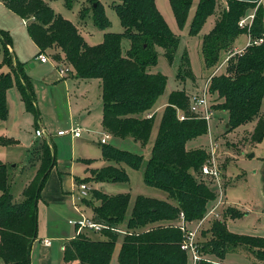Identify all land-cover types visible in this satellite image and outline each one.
<instances>
[{
    "label": "trees",
    "instance_id": "16d2710c",
    "mask_svg": "<svg viewBox=\"0 0 264 264\" xmlns=\"http://www.w3.org/2000/svg\"><path fill=\"white\" fill-rule=\"evenodd\" d=\"M2 1L15 14L29 20L27 30L38 48L37 56L53 48L60 49L75 77L101 80L102 124L108 132L116 137L132 138L142 145L149 142L156 113L151 118L146 114L155 107L168 80L162 73L149 72L148 67L157 63L158 47L164 49L167 60L172 62L180 43V37L166 22L156 0H115L111 6L117 12L124 31H107L103 41L95 45L85 40L72 21L56 13L49 0ZM74 1L64 0L69 8ZM88 1L95 24L101 29L108 28L111 22L104 4L100 0ZM169 1L176 21L184 26L194 0ZM219 1L199 0L189 26L190 35L201 32ZM257 4L227 0V6L214 27L202 34L201 54L206 68L220 65L222 52L233 48L237 38L247 32L239 27L238 21ZM86 10H81V18L86 16ZM250 32L253 38L264 33L262 6L256 10ZM123 38L130 40V48L125 54ZM0 43L3 45V63L11 66V71L0 72V121L8 117L7 91L14 84L26 111L38 121L39 110L32 80L20 61L14 63L10 50L12 38L4 29H0ZM55 55L61 59L60 52ZM226 71L212 76L210 91L223 99L218 109L229 113L228 130L258 118L251 135L252 141L258 143L264 138V114L260 115L264 104V42L249 45L242 53L229 59ZM177 77L183 81L196 80L186 50ZM188 105L185 89L169 94L148 159L112 144L101 143L102 156L112 163L93 169L92 177L75 178L78 184L92 178L96 182L128 181L129 175L122 163L135 169L144 167L145 183L164 190L174 199L175 202H171L137 195L128 216L130 193L107 194L95 189L94 198L99 203L93 205L92 219L110 226L125 223V229L130 232L121 242L119 264H188V256L180 246L182 233L173 223L178 221L181 212L189 221L202 219L208 202L215 198L212 185L198 177L209 153L203 148H187L189 140L208 132V123L191 114ZM178 110L185 112L186 119L178 118ZM12 142L9 138L0 137V145ZM34 152L39 165L20 201L14 200L9 188L10 165L0 161V257L3 264H31L32 246L38 237V204L57 162L55 144L45 139L34 148ZM82 160L88 164L93 162V159ZM83 202L91 205L88 196L83 197ZM234 210L230 208L227 211ZM209 229L212 237L202 241L205 254L224 258L230 249L245 246L258 259H264V237L232 233L219 219L214 220ZM83 230L65 244L63 264H111L119 233L105 228L100 231L105 238L96 239L88 233L95 230ZM202 264L214 263L204 261Z\"/></svg>",
    "mask_w": 264,
    "mask_h": 264
},
{
    "label": "rangeland",
    "instance_id": "374dc122",
    "mask_svg": "<svg viewBox=\"0 0 264 264\" xmlns=\"http://www.w3.org/2000/svg\"><path fill=\"white\" fill-rule=\"evenodd\" d=\"M100 1L104 4L106 14L111 22V25L106 29H101L95 24L91 11V4L88 0H75L71 8L65 5L64 0H49V4L56 13L72 21L79 28L81 34L89 44L95 45L103 41L104 33L107 31H124V27L121 24L117 12L113 6H111L115 0ZM198 2L199 0L193 1L187 22L184 26H180L176 21L170 1L156 0L157 7L166 22L177 36L180 37V43L172 62L167 60L164 55V49L158 47L159 55L157 63L148 67L149 72L162 73L167 76L168 80L164 93L158 98L155 107L152 109L156 111V117L151 138L146 145H142L141 142L135 141L132 138L115 139L110 137L107 142L108 144L143 155L145 159H148L151 156L159 122L164 107L167 104L169 94L178 89H185L188 94L200 91L208 78H212L213 75L226 73L229 59L232 57L234 58L235 55L240 54V50L244 51L247 47L244 45L252 35L250 32L251 28H243L240 25L243 16L238 21V25L246 29L247 32L241 34L237 38L232 46L233 48L222 52L220 65L213 68H206L201 54L202 34L209 32L214 27L223 9L227 6V0H220L218 2L215 12L207 18L198 35H190L189 26ZM83 8H87L86 16L81 18L80 13ZM249 13L251 12L249 11L248 14ZM27 22V19L9 11L6 6L0 4V29L8 31L11 35L12 44L10 50L14 56V63L20 61L23 65L24 72L32 80L37 97L36 105L39 110V118L38 121H36L33 114L25 110L17 86L14 84V86L9 88L7 91L9 113L6 120L0 121V137L9 138L13 140V142L8 145H0V161L10 165L8 179L9 188L13 194L14 200L20 201L23 198L25 187L29 184L28 181L31 180L33 173L35 175L37 164H39V161H36L37 155L34 152V148L43 139L47 140L50 144H55L58 166L52 172L50 180L46 182L45 188L48 187L47 191L52 200L50 203V215L54 216L53 220H55V226L51 227V236L63 237L62 240L52 239L55 253L51 256V264H63L64 252L62 244L66 241L67 237L73 236L76 232V225L69 221H78L84 217H93V205L99 203V201L97 202V199L94 198L95 189L107 194L130 193L132 199L128 209V216L130 215L135 197L140 194L169 200L171 202L175 201L173 198H170L168 193L164 190L149 186L145 183L144 167L135 169L122 163V166L129 175V180L96 182L92 178L88 181H84L83 183H86L87 186L91 188L88 195V203H91V205H87L83 202L82 196L78 193L79 184L76 183L74 185L75 177H92V170L95 167L98 168L112 163V161L106 160L102 156V145L100 144V139L107 133V130L104 129L101 121L103 102L100 97L101 89L98 86L99 81L97 79H77L73 68L66 62L64 53L60 49L53 48L44 52L48 57L47 62H41L37 59V46L28 33ZM129 48L130 40L128 38H123V54H125ZM185 50L188 52L192 71L196 76V80L194 81L190 79L183 81L177 77L182 55ZM58 52H60L61 59L55 55ZM3 61V45L0 43V72L11 71V66L4 64ZM60 69L66 72L62 74ZM209 100L212 104L211 108L213 114L209 121H207L208 132L189 140L187 148H203L209 153L211 145H213L216 151L217 164L224 169L230 167L236 174L239 173V176L237 175L238 179L235 180V186H230V188L227 189L229 200H236L238 202L242 200V197L249 198V201L245 200L246 202L242 200V202L246 204H236L237 206H247V208L254 213V211L262 206V192L264 191V138L258 143H254L251 139L258 118L228 130L229 113L226 110L218 109L223 99L220 98L216 92H211ZM263 114L264 104L260 112V115ZM70 121L80 122L82 127L86 130L82 138L73 140L70 137L58 138L57 134L60 129L73 126ZM41 127H43L46 132L44 136H37L35 130ZM251 154L254 155L251 156ZM81 158L93 159V163L91 165L86 164ZM90 167L94 168L87 170V168ZM198 177L204 179V181L211 186L210 180L208 178H203L201 172ZM232 179L233 176H229V184L232 182ZM54 183L55 189H53ZM58 184L64 188V195H69L68 197L64 196L61 198V196L56 195ZM248 184H250L251 190L249 192L246 190L247 194L245 195L244 191ZM211 188L215 190V185L212 184ZM67 191H74V197L70 196V193ZM57 196L59 199H53L57 198ZM53 212L54 215L52 214ZM223 212H225V208ZM226 214L235 216L238 213L234 210L232 212L227 211ZM252 217L253 218L250 217L249 220H247L248 223H251L255 218L254 216ZM214 220V218L206 220L208 223L204 225V231L202 233L203 241H206V237L208 239L212 237L211 231L210 229H206V225L212 224ZM124 224L125 223L112 226L125 229ZM54 233L58 235H53ZM88 233L96 239L105 238L100 231H89ZM124 235L123 233H119L118 235V241L115 246L111 264H119L118 253ZM68 241L69 239H67L66 243ZM260 260L264 261V259ZM215 261L222 263V261L217 258ZM224 261L226 264H251L253 257L241 251H230L226 253ZM0 264H3V259L1 257Z\"/></svg>",
    "mask_w": 264,
    "mask_h": 264
},
{
    "label": "built area",
    "instance_id": "2783aa9c",
    "mask_svg": "<svg viewBox=\"0 0 264 264\" xmlns=\"http://www.w3.org/2000/svg\"><path fill=\"white\" fill-rule=\"evenodd\" d=\"M257 6L253 9V11L247 15H245L241 21L240 25L243 28L250 29L253 23V20L255 18V11L257 10ZM250 33V32H249ZM264 42V33L261 37L253 39L251 36L248 38V41L245 45L249 46L252 44H261ZM245 50V49H244ZM243 50H240L239 53H241ZM37 59H39L41 62H47L48 57L41 53L37 56ZM61 73L64 74L66 71L63 69H60ZM210 84H211V78H208L204 87L200 91H195L193 93L188 94L189 99V112L193 115H196L197 117H201L205 119L206 121H209V119L212 116V108L211 103L209 100L210 97ZM156 113V111H149L147 112V117L151 118ZM178 118L180 120L186 119V114L182 110H178ZM83 129L78 125H73L68 129L59 130V135H71L73 137H80L82 134ZM45 129L43 127L36 128L35 133L37 136H44ZM110 135L106 133L100 140L101 143H107ZM216 151L213 148V145H211V150L209 151V157L208 160L203 164L201 168V173L203 175V178L209 179L211 182V185H215V194L216 197L212 201V205L209 207L207 212L205 213L204 217L198 221L192 222L186 219L184 212H181L178 218L177 222H174V227H177L181 233H182V241H181V249L187 254L188 256V264H202L204 261L211 262L214 264H222L218 261H213L211 259H208L206 257L207 254H205L202 250V233L204 231V225L206 223V220H211V218L220 219V209L225 204L223 201L224 196V179H223V168L222 166H219L217 164L216 160ZM90 187L87 186L86 183L79 184V190L81 194V198L87 197L90 192ZM72 224L76 225V232L77 234L82 231L85 228L92 229L95 231H101L102 229L109 228L110 230L118 233L127 234L130 233L126 229L118 228L115 226H110L105 223L93 220L92 218L84 217L78 221L70 220L69 221ZM43 244L45 246H51L52 245V239L50 238H44ZM65 249V245H63V250Z\"/></svg>",
    "mask_w": 264,
    "mask_h": 264
},
{
    "label": "crops",
    "instance_id": "0c3cea01",
    "mask_svg": "<svg viewBox=\"0 0 264 264\" xmlns=\"http://www.w3.org/2000/svg\"><path fill=\"white\" fill-rule=\"evenodd\" d=\"M246 1L257 2L259 5H261V6L264 7V0H246ZM0 4L6 6L3 3L2 0H0ZM9 11H12V10L9 9ZM252 11L253 10H251L250 12H252ZM27 21H29V20H27ZM27 24H28V22H27ZM37 50H38V48H37ZM77 79H81V80H92V79H94L95 80L96 78H77ZM97 80L99 81L98 82L99 83L98 86L101 89L100 97L102 99V88H101L102 82H101L100 79H97ZM101 111H102V116H101V121H102V119H103V104H102ZM73 122L74 121H70L71 125H75V126L78 125V126H80L83 129L81 136L80 137H73L71 135H59V134H57L58 138L70 137L73 140V139H78V138H82L83 137V133L86 130L82 127V125L80 124V122H78V121H76L74 123ZM102 126H103V124H102ZM66 129H68V128H66ZM60 130H64V129H60ZM107 133L112 138L120 139V137H116V136L112 135L108 131H107ZM100 144H101V142H100ZM188 149H196V148H188ZM216 150H217V148H216ZM81 159H87V158H81ZM92 163H90L89 165H91ZM86 164H88V163H86ZM38 165L39 164H37V168H38ZM24 166H26V165H24ZM57 166H58V161L56 162V165L51 170V172H50V174L48 176L47 181L50 180L51 174H52V172L54 171V169ZM91 168H94V167L87 168V170H91ZM95 168H97V167H95ZM98 168H101V167H98ZM23 169H24V167H23ZM238 174H236L234 172V170L232 168H230V167H228V169L225 168L224 171H223V179H224V196H223V201L225 202V204L220 209V216H221V218L219 220L223 221L226 224L227 229L230 232H232V233H235V234H238V235H250V236H261V237H264V191L262 192V200H263L262 201V206L258 210L254 211V213H252L253 211H251L249 208H247V206H237V204H236V203H238L239 205H242L244 202H246L245 200H248L249 201V198L242 197L241 199L244 202H242V200L237 202L236 200H229V196H227V189H229L230 186H233V185L235 186V184H236L235 183V180L238 179V176H239ZM229 176H233L232 182L230 184H229V182H230L229 181ZM33 177H34V173L31 176V180H32ZM227 179H228V181H227ZM30 181H28V183ZM76 183L77 182L75 180L74 185ZM45 187H46V185L44 186V188L42 190V193H41L42 196H41V199H40L39 204H38V208H39V211H38V237L34 241L33 246H32L31 264H51V256L54 255V253H55V249L53 247V241H52V245L51 246H45L43 244V239L44 238L59 239V240H62L63 239L62 236H51V233H52L51 227L52 226H55V220H53L54 219V216H51L50 215V211H51V209H50L51 208L50 203L52 202V200H51V197L49 196L48 191H47L48 190V187L47 188H45ZM53 189H55V183H54ZM246 190L248 192L251 190L250 184L246 185V188H245V191H244L245 195L247 194ZM56 192H57L56 195L61 196V198H63L64 196L65 197H68L69 196V195H64L65 194L64 188L60 184H58V188H57ZM67 192L70 193V196L74 197V195H75L74 194V191H67ZM78 193H80L79 188H78ZM215 197H216V194H215ZM53 199H59V197L57 196V198H53ZM212 201H213V199L208 202V206H207L206 212L209 209V207L212 205ZM260 201H261V199H260ZM244 204H246V203H244ZM224 208H225V212H223V209ZM229 208H234L235 211L240 212V214H236L235 216H231L229 214H226V212H227V210ZM52 214L54 215V212ZM251 214H254V215H251ZM252 216L255 217L253 219L254 222L252 221L251 223H248L247 220H249L250 217L253 218ZM223 218H224V220H223ZM206 223H208V222L206 221ZM207 225H206V229H209V227H210L211 224H207ZM83 231H87L88 232V230H85V229ZM76 234H77V232H75V234L73 236L67 237L66 238V241H67V239L73 238ZM53 235H58V234H55L54 233ZM208 240L209 239L206 237V241H208ZM66 241L64 242L65 244H66ZM64 243L62 244V249H63V245H65ZM230 251H241V252H244L246 254L251 255L253 257V261L251 262V264H264V261L263 260L258 259L255 256V254L250 249H248L245 246H238V247L232 248L227 253H229ZM206 257L208 259L213 260V261H215V259L217 258V259L221 260L223 264H226L225 261H224L225 260V257L224 258H219V257H217V256H215L213 254H207Z\"/></svg>",
    "mask_w": 264,
    "mask_h": 264
},
{
    "label": "water",
    "instance_id": "95a60500",
    "mask_svg": "<svg viewBox=\"0 0 264 264\" xmlns=\"http://www.w3.org/2000/svg\"><path fill=\"white\" fill-rule=\"evenodd\" d=\"M227 126H228V124H227ZM254 154H251V156H253ZM13 166H15V165H13Z\"/></svg>",
    "mask_w": 264,
    "mask_h": 264
}]
</instances>
